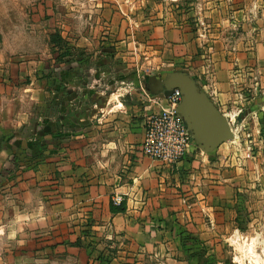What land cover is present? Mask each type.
<instances>
[{
    "label": "crops",
    "instance_id": "0c3cea01",
    "mask_svg": "<svg viewBox=\"0 0 264 264\" xmlns=\"http://www.w3.org/2000/svg\"><path fill=\"white\" fill-rule=\"evenodd\" d=\"M263 3L247 0L233 20L213 16L214 23L207 19L198 34L183 22L158 24L155 30L161 34L152 41L158 54L128 56L136 59L135 67L125 68L115 86L98 79L108 70L85 71L80 64L62 72L57 68L55 85L49 58L40 72V106L33 102L34 80L8 94L1 83L0 139L4 130L28 124L36 108L46 119L55 114L62 134L72 129L73 135L37 167L14 166L17 150L0 148V264H101L106 254L112 255L105 264H157L161 255L174 256L189 247L188 236H224L234 206L249 190L245 179L254 176L250 185L255 187L262 168L254 162L248 171L246 160L228 159L230 144L225 143L211 152L193 146L174 163L144 154L146 116L168 105L158 91L143 88V78H155L152 69L161 66L181 68L197 80L234 131L239 130L236 124L264 121ZM137 44V49L145 46ZM45 52L48 42L43 54L49 56ZM14 65L4 76L19 82L25 68ZM124 90L136 98H127ZM18 139L15 135L10 142ZM117 195L123 198L121 209L112 205Z\"/></svg>",
    "mask_w": 264,
    "mask_h": 264
},
{
    "label": "rangeland",
    "instance_id": "374dc122",
    "mask_svg": "<svg viewBox=\"0 0 264 264\" xmlns=\"http://www.w3.org/2000/svg\"><path fill=\"white\" fill-rule=\"evenodd\" d=\"M245 3L247 0H0V84H6L4 90L8 94L14 91L13 87L33 85L34 80L36 91L33 102L40 106V85L44 78L40 72L49 58V70L53 73L49 77L55 85L57 68L62 72L80 64L85 71L90 68L108 70L105 76L101 74L98 79L106 78L115 86L121 83L117 79L125 68L135 67L136 59H128V56L136 58L138 53L142 58L144 52L154 53L155 44L152 41L161 34L155 30L158 24L183 22L198 34V29L206 28L205 21L212 20L213 16H232L233 20L238 7ZM216 24L220 27L222 22L217 21ZM47 42L49 52L45 53L49 56L43 54ZM138 42H144L145 46L137 49L140 47ZM161 50L162 47L157 51ZM127 62L132 66H127ZM15 63L20 66L23 63L25 68L24 76L18 77L19 82L12 77L6 80L4 76L7 69L10 71L16 67ZM173 71L184 70L176 68ZM170 72L161 66L152 69L151 73L163 78ZM152 76L143 78V88L149 92H152L149 83ZM123 95L129 99L136 98L135 94L125 90ZM6 103L14 104L10 101ZM3 104L5 102H1ZM47 116L48 119L40 109H31L28 124L13 131H3L0 148L17 150V153H12L14 166L26 163L39 166L64 147V139L66 141L73 135L72 129L62 134L55 114ZM236 127L239 128L237 141L224 142L230 144L227 158L246 160L243 166L248 171H253V163L257 162L263 170V176L257 179L258 185H250L255 181L254 176L252 181L245 179L243 186L249 190L244 191L239 208L234 206L232 225L223 231L224 236L215 235L208 239L188 236L184 241L190 244L189 247L185 245L183 252L178 251L174 256L161 255L157 264H264V121L236 124ZM15 135L19 139L10 142ZM249 161H252L250 168ZM109 255L112 254L103 256L106 263L109 262ZM104 261L101 264H105Z\"/></svg>",
    "mask_w": 264,
    "mask_h": 264
},
{
    "label": "water",
    "instance_id": "95a60500",
    "mask_svg": "<svg viewBox=\"0 0 264 264\" xmlns=\"http://www.w3.org/2000/svg\"><path fill=\"white\" fill-rule=\"evenodd\" d=\"M151 80V90L158 91L161 97L180 89L182 100L177 110L184 117L198 150L211 152L225 141L234 139L230 120L190 73L172 71L164 78L152 77Z\"/></svg>",
    "mask_w": 264,
    "mask_h": 264
},
{
    "label": "built area",
    "instance_id": "2783aa9c",
    "mask_svg": "<svg viewBox=\"0 0 264 264\" xmlns=\"http://www.w3.org/2000/svg\"><path fill=\"white\" fill-rule=\"evenodd\" d=\"M164 98L168 107L146 116L141 150L152 158L174 163L183 160L196 145L184 117L177 110L182 100L180 89H174ZM236 132L235 130V135ZM122 200V196L117 195L113 202L120 204Z\"/></svg>",
    "mask_w": 264,
    "mask_h": 264
},
{
    "label": "trees",
    "instance_id": "16d2710c",
    "mask_svg": "<svg viewBox=\"0 0 264 264\" xmlns=\"http://www.w3.org/2000/svg\"><path fill=\"white\" fill-rule=\"evenodd\" d=\"M112 205L115 209H121L122 202L120 204H115L114 202H112Z\"/></svg>",
    "mask_w": 264,
    "mask_h": 264
},
{
    "label": "bare ground",
    "instance_id": "6f19581e",
    "mask_svg": "<svg viewBox=\"0 0 264 264\" xmlns=\"http://www.w3.org/2000/svg\"><path fill=\"white\" fill-rule=\"evenodd\" d=\"M236 137L238 138V135H236ZM235 138V137H234Z\"/></svg>",
    "mask_w": 264,
    "mask_h": 264
}]
</instances>
